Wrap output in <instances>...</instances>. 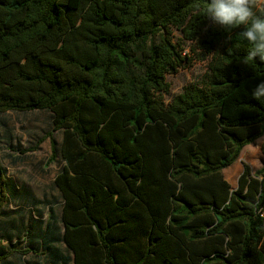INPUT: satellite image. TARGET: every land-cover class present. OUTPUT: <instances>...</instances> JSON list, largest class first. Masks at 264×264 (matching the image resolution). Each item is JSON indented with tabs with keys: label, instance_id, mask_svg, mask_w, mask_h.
Listing matches in <instances>:
<instances>
[{
	"label": "trees",
	"instance_id": "16d2710c",
	"mask_svg": "<svg viewBox=\"0 0 264 264\" xmlns=\"http://www.w3.org/2000/svg\"><path fill=\"white\" fill-rule=\"evenodd\" d=\"M206 2L0 0V113L48 109L63 131L61 144L48 135L49 162H66L56 183L75 264H264V166L245 164L236 189L223 174L264 136L251 97L264 63H243L242 28L211 27L202 83L158 95L192 64L172 28L195 40ZM7 199L0 161V215Z\"/></svg>",
	"mask_w": 264,
	"mask_h": 264
},
{
	"label": "rangeland",
	"instance_id": "374dc122",
	"mask_svg": "<svg viewBox=\"0 0 264 264\" xmlns=\"http://www.w3.org/2000/svg\"><path fill=\"white\" fill-rule=\"evenodd\" d=\"M215 26L218 25L209 20L195 40L187 39L181 30L172 28L175 43L185 55L192 58V64L187 68H181L176 73L166 74L169 88L158 93L166 103H170L174 96L181 93L187 86L201 84L205 79L213 54L205 53L199 46V40L205 38L209 29ZM155 39L158 41V36ZM202 54H205V59H201ZM53 118L54 113L48 109L0 113V161L7 174L11 175L10 182L13 184V176L16 180L20 176L26 182L25 190L28 193L37 190V184H41L42 189L47 188L50 182L48 178L56 168L54 163L51 162L52 164L49 165L50 162L47 160V153L51 152V140L48 135L53 132L58 143L61 144L63 131L53 130ZM39 140H43L42 143H39ZM263 144L264 136L246 146L240 158L223 170L224 177L233 189L238 187L239 177L245 164H249L254 171L264 166ZM20 165L32 169L33 175H30L28 169H14ZM237 167H240V171L234 172ZM37 173L42 175L45 182L37 183L33 177ZM60 222L61 206L50 208L12 206L6 202L0 215V264L32 262L29 259L31 250L35 251L37 260L41 264L55 259L50 246L53 241L59 243L61 240L51 237L50 232L51 229H56ZM36 230L37 234L43 236L37 239L34 235ZM27 254L29 255L25 257Z\"/></svg>",
	"mask_w": 264,
	"mask_h": 264
},
{
	"label": "clouds",
	"instance_id": "9594fccd",
	"mask_svg": "<svg viewBox=\"0 0 264 264\" xmlns=\"http://www.w3.org/2000/svg\"><path fill=\"white\" fill-rule=\"evenodd\" d=\"M261 0H207L204 14L214 24L225 30L242 28L239 35L248 42L247 55L243 63H264V12L256 11ZM254 100H264V81L258 83L251 91Z\"/></svg>",
	"mask_w": 264,
	"mask_h": 264
},
{
	"label": "crops",
	"instance_id": "0c3cea01",
	"mask_svg": "<svg viewBox=\"0 0 264 264\" xmlns=\"http://www.w3.org/2000/svg\"><path fill=\"white\" fill-rule=\"evenodd\" d=\"M48 158L47 160H49L50 156H51V152L47 153ZM52 163H54L55 165V170L53 171V173L50 174V177L48 178L49 182V186L44 189L41 188V184H37V190H33V192H26L25 190V183L22 178L19 176L18 180H16V177H14L13 179V184L10 182L9 177H11V175L7 174V178H8V199H7V203L9 202L12 206L16 205V206H44L47 208L50 207H55V206H61V222L58 223L56 229L51 230L50 235H52L51 237H54L56 240H61L59 243L57 241H53L51 243L50 248L53 250V252L56 254V256H64V255H68L70 260L68 264H75V253L73 252L72 249L69 248V246L67 245V243L64 241V235H65V231H66V227L65 224L63 222L62 216H63V206L65 203V197L63 192L61 191V189L58 187L57 183H56V179L57 176L60 174V172L62 171L64 165H65V161L62 159V157H58L55 161H53ZM52 163H50L49 165H51ZM38 164V161H37ZM14 169H19V170H23V169H28L30 171V175L32 176V169L30 168H25L22 165L14 168ZM235 171H240V167H237ZM7 173V172H6ZM18 176V175H17ZM35 178V180L37 181V183H40L41 181L45 182V179L42 177V175L38 174L33 176ZM47 178V175L45 176ZM35 237L38 239L40 237H42V234H37V230L35 232ZM33 253V254H32ZM29 254H31V256H29V259L32 262H28L26 264H37V262H39V260H37V254L35 253L34 250H31L29 252ZM29 254L25 255L28 256ZM36 256V257H35ZM52 263V262H51ZM51 263H47V264H51ZM59 264H66L64 263V261L62 259H60V261L58 262ZM55 264V263H52Z\"/></svg>",
	"mask_w": 264,
	"mask_h": 264
},
{
	"label": "built area",
	"instance_id": "2783aa9c",
	"mask_svg": "<svg viewBox=\"0 0 264 264\" xmlns=\"http://www.w3.org/2000/svg\"><path fill=\"white\" fill-rule=\"evenodd\" d=\"M264 4V0H261V3L259 4L260 6ZM261 215L264 217V209L261 210Z\"/></svg>",
	"mask_w": 264,
	"mask_h": 264
}]
</instances>
